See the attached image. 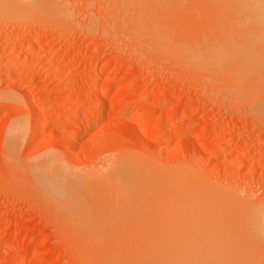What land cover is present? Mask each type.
Masks as SVG:
<instances>
[{
    "label": "rangeland",
    "instance_id": "rangeland-1",
    "mask_svg": "<svg viewBox=\"0 0 264 264\" xmlns=\"http://www.w3.org/2000/svg\"><path fill=\"white\" fill-rule=\"evenodd\" d=\"M35 1L0 11V264H121L158 225L264 264V0Z\"/></svg>",
    "mask_w": 264,
    "mask_h": 264
},
{
    "label": "bare ground",
    "instance_id": "bare-ground-1",
    "mask_svg": "<svg viewBox=\"0 0 264 264\" xmlns=\"http://www.w3.org/2000/svg\"><path fill=\"white\" fill-rule=\"evenodd\" d=\"M23 1V0H22ZM22 1L21 0H0V11H6V12H11V11H13L12 13H14L15 11H16V9H17V7H22V9H23V4H26V3H31V4H29V6H31L32 4L34 5H32V7H36L37 6V8H38V4H39V6L42 4V1H39V2H37V0L35 1V2H37V3H34L33 1H30V2H26L25 3V1L22 3ZM27 1H29V0H27ZM243 1V0H242ZM263 2V1H262ZM249 3V2H248ZM253 3V2H252ZM257 4V3H256ZM28 5V4H27ZM46 5H50V4H47L46 3ZM26 6V5H25ZM42 6V5H41ZM248 6V5H247ZM264 6V5H263ZM16 7V8H15ZM249 7V6H248ZM15 8V9H14ZM20 8L19 9H17V11L19 10L20 11ZM31 8V7H30ZM14 9V10H13ZM21 9V10H22ZM259 9V8H258ZM50 10H52L51 8H50ZM2 11V12H3ZM252 13V12H251ZM257 13H258V11H257ZM257 13H255L256 15H257ZM264 16V15H263ZM255 18V17H254ZM262 18V17H261ZM264 18V17H263ZM262 18V21L264 20ZM256 19H257V16H256ZM250 21H252L251 20V18H250ZM256 21V20H255ZM254 22V21H253ZM261 21H259V23H260ZM264 22V21H263ZM263 22H261V23H263ZM259 23H257L256 25L259 27L260 25H258ZM260 23V24H261ZM241 24V23H240ZM264 24V23H263ZM255 25V24H254ZM257 26H256V29L255 30H257L258 31V29H257ZM237 29H239V28H237ZM264 29V28H263ZM261 30V32H260V35H262V29H260ZM151 33V32H150ZM263 34H264V32H263ZM151 35V34H150ZM260 35H258L260 38V40H261V36ZM257 36V35H256ZM264 36V35H263ZM154 37V36H153ZM243 38V37H242ZM242 38H241V40H242ZM244 38H246V37H244ZM256 38H258V37H256ZM235 39V38H234ZM163 40H165V39H163ZM236 40V39H235ZM237 40H239L238 38H237ZM245 40V39H244ZM258 40V39H257ZM154 41H155V39H154ZM158 41V40H157ZM240 41V40H239ZM248 39H247V43H248ZM165 42V41H164ZM163 42V43H164ZM246 42V41H245ZM261 42V41H260ZM241 43H242V41H241ZM240 42H239V44H241ZM246 43V44H247ZM161 44V43H160ZM239 44H237V46H239ZM245 44V43H244ZM256 44V43H255ZM260 44V43H259ZM262 44L264 45V41H262ZM169 45V44H168ZM254 45V44H253ZM163 46H164V44H163ZM165 46H167L166 45V43H165ZM242 46V45H241ZM170 47V46H169ZM168 47V48H169ZM236 47V46H235ZM235 47H233L234 49H236L237 50V48H235ZM243 47V46H242ZM247 47H250V45H249V43H248V46ZM246 47V49H245V47H244V50L245 51H247L248 52V50L247 49H249V48H247ZM259 48H258V50L260 49L261 50V45L260 46H258ZM217 48L218 47H216V48H214V51H213V53L211 54L212 55V57H215V56H218V54L220 55V51L218 52V50H217ZM241 48V47H240ZM253 48V47H252ZM173 51H174V49L173 48H171ZM175 49H177V48H175ZM222 49H224V48H222ZM254 49H255V47H254ZM171 50V51H172ZM215 50H217V52H215ZM242 50V49H241ZM240 50V51H241ZM243 50V51H244ZM250 50V49H249ZM165 51V50H164ZM170 51V52H171ZM177 51V50H176ZM180 51V50H179ZM175 52V53H178V54H181L182 52ZM227 51V49H225V52ZM242 51V52H243ZM253 51V50H252ZM257 51V50H256ZM233 53H234V51H232ZM235 52H239V49L237 50V51H235ZM211 53V52H210ZM214 53H216V55H213ZM218 53V54H217ZM221 53L222 54H225L224 52H222L221 51ZM227 53V52H226ZM229 54H230V51L228 52ZM241 53V52H240ZM239 53V54H240ZM184 54V53H183ZM190 55H189V57H191V58H194V55H191V54H193V53H189ZM196 54V53H195ZM221 54V55H222ZM229 54H225L227 57H228V55ZM232 54V53H231ZM174 55V54H173ZM186 55H188L187 53L185 54V55H183V58H185V59H187L186 57H184V56H186ZM198 55V54H197ZM197 55L195 56L196 58L194 59L195 61H196V59L198 60V58H199V55H198V58H197ZM202 55V54H201ZM200 55V58H202V56ZM206 55V54H205ZM207 55H209V54H207ZM207 55H206V57H207ZM224 55V56H225ZM244 55V54H243ZM249 55V54H248ZM250 55H251V53H250ZM177 56V55H176ZM226 56L225 57H223V56H218V57H220L219 59H221L222 58V61H223V63L225 62V63H228L227 61L229 60V58H230V56L228 57V59L226 60L225 58H226ZM234 56V55H233ZM240 56V55H239ZM246 56V55H245ZM209 57V56H208ZM207 57V58H208ZM211 57V56H210ZM209 57V58H210ZM211 57V58H212ZM218 57H216L217 58V60H218ZM208 58V59H209ZM215 58V59H216ZM234 58V57H233ZM182 59V58H181ZM180 59V60H181ZM206 59V58H205ZM214 59V60H215ZM226 60V61H224V60ZM203 61H205L204 59H202ZM202 60H200L199 59V61H197V62H201ZM211 60H213V59H211ZM234 60V59H233ZM252 60H253V58H252ZM173 61V60H172ZM182 62V61H181ZM212 63H213V65L210 63V65H212V66H214V62H216V64H215V66H217V61L215 60L214 62L213 61H211ZM254 62V61H253ZM257 62V61H256ZM255 62V63H256ZM188 63V62H187ZM191 63H193V62H191ZM191 63H188V64H191ZM206 63V62H205ZM218 63H220V62H218ZM223 63H221V64H223ZM261 63L263 64V66H264V59H260V64H259V68H261ZM184 64H185V62H184ZM187 64V65H188ZM206 64H209V61H208V63H206ZM219 65V66H217L218 68L220 67V66H222V65ZM229 64V63H228ZM251 64H252V62H251ZM200 65V64H199ZM210 65H208L207 67H209L210 68ZM244 65V64H243ZM248 65V64H247ZM189 66V65H188ZM203 66H205V65H203ZM214 66V67H215ZM225 66V65H224ZM255 66H256V64H255ZM216 67V68H217ZM244 67H246V66H244ZM248 67H253L254 69H255V67H254V63H253V66H248ZM213 68V67H212ZM252 68V69H253ZM258 68V67H257ZM214 69V68H213ZM212 69V70H213ZM249 69V68H248ZM262 69V68H261ZM222 70V69H221ZM220 70V68L218 69V72H222ZM251 70V69H250ZM217 71V70H216ZM225 71V70H224ZM236 72H237V70H236ZM262 73V72H261ZM222 74V73H221ZM233 74V73H232ZM263 74V73H262ZM264 75V74H263ZM259 78H260V76H259ZM261 80H262V78H261ZM106 82V81H105ZM263 84H264V82H262ZM90 93V92H89ZM88 93V94H89ZM94 94V93H93ZM89 95H91V94H89ZM102 99V98H101ZM103 103V102H102ZM99 104V103H98ZM93 106V105H92ZM41 119V118H40ZM40 119H37L36 120V124H35V128H36V131H38V129H39V126H40ZM17 126V125H16ZM217 149H219V148H217ZM35 165H37V164H35ZM53 166V165H52ZM45 167V166H44ZM52 168V167H51ZM42 169V168H41ZM54 169V168H53ZM37 170V169H36ZM47 170V169H46ZM32 171V170H31ZM38 171V170H37ZM46 172V171H45ZM41 173V172H40ZM49 173V172H48ZM47 173V176L49 177V174ZM53 173V172H52ZM63 174H65L64 172H62ZM44 174V173H43ZM42 173L41 174H39V175H41L42 176V178H45V177H47L46 175H43ZM60 174H61V172H60ZM39 175H38V177H39ZM53 175V176H52ZM50 177L52 178V177H54V173L52 174ZM37 176V175H36ZM43 176H45V177H43ZM65 176V175H64ZM121 176V175H120ZM124 176H125V174H124ZM40 178V177H39ZM50 178V180H52ZM125 178V177H124ZM123 178V179H124ZM35 179H37V178H35ZM54 180H52V181H54V184L56 185V184H60V185H62L60 182H62L63 180V176L61 177V175H59V173L57 172V174H56V176L53 178ZM43 180V179H42ZM42 180H41V182H42ZM45 180H49V178H45ZM50 180L49 181H47V182H50ZM67 180V179H66ZM143 180V182L141 181V183H140V185H142V183L143 184H146L145 182H147V180H144V179H142ZM51 181V183L53 184V182ZM65 181V180H64ZM63 181V182H64ZM75 181V180H74ZM55 182H57V183H55ZM62 182V183H63ZM125 182H126V180H123V181H121V186H123L122 188H123V190L124 191H122L123 192V195L125 194L126 195V197L128 198H130V196H127V194L128 195H130L132 192H134L133 190H134V188H135V192L134 193H136V191L138 190V189H141L142 187L144 188V189H146L145 188V186L144 185H142L141 186V188L139 187V188H137L136 189V186L137 185H134L133 186V189L131 190V188H130V190L132 191L131 193L129 192L130 190H127V189H129V187H130V182H126V184H125ZM127 183L129 184V185H127ZM38 184V183H37ZM64 184H65V182H64ZM148 184V183H147ZM147 184H146V186H147ZM40 185H42V184H40ZM46 185V184H45ZM70 185V184H69ZM68 185V186H69ZM132 185V184H131ZM140 185H138V186H140ZM149 185V184H148ZM156 185V184H155ZM50 186V185H49ZM67 186V185H66ZM127 186H129L128 188H127ZM55 187H57V186H55ZM47 188V187H46ZM54 188V187H53ZM67 187H65V189H66ZM143 188H142V190H143ZM49 189V188H48ZM60 188H58V190H59ZM64 189V188H63ZM62 189V190H63ZM113 189V188H112ZM141 190V191H142ZM112 191V190H111ZM119 191H120V189H119ZM127 191H128V193H127ZM156 191V190H155ZM61 192V191H60ZM63 192V191H62ZM65 192V191H64ZM127 194H126V193ZM137 192H139V191H137ZM130 193V194H129ZM113 194V193H112ZM133 194V193H132ZM156 194V193H155ZM159 194V193H158ZM125 195L124 196H122V198L123 197H125ZM135 195V194H134ZM173 195V194H172ZM157 196V195H156ZM180 196H182V195H180ZM184 196V195H183ZM186 196V195H185ZM200 196V195H199ZM125 197V198H126ZM135 197V196H134ZM160 197V196H159ZM205 197V196H204ZM207 197V196H206ZM142 198V197H141ZM197 198V197H196ZM200 198H201V196H200ZM209 198V197H208ZM136 199V198H135ZM156 199V198H155ZM164 199V198H163ZM186 199V198H185ZM195 199V198H194ZM197 199H199V198H197ZM202 199V201H203V198H201ZM142 200V199H141ZM140 200V201H141ZM144 200V199H143ZM157 200V199H156ZM174 200V199H173ZM187 200V199H186ZM210 200V199H209ZM122 201V200H121ZM147 201H149L148 199L146 200V203H147ZM171 201V200H170ZM169 201V202H170ZM176 201V200H175ZM196 201V200H195ZM199 201V200H198ZM208 201V200H207ZM210 201H212V200H210ZM210 201H209V203H210ZM174 202V201H173ZM177 202V201H176ZM188 202V201H187ZM200 202V201H199ZM198 202V203H199ZM216 202V201H215ZM130 203H131V201H130ZM133 203V202H132ZM143 203V202H142ZM142 203L140 204V205H142ZM145 203V204H146ZM155 203V202H154ZM163 203H164V201H163ZM202 203V202H201ZM207 203V202H206ZM214 203V202H213ZM139 204V203H138ZM162 204V203H161ZM170 204V203H169ZM175 204H178V203H175ZM184 204H186V203H184ZM192 205L194 204V203H191ZM208 204V203H207ZM154 205V204H153ZM155 205H156V203H155ZM168 205V203H166V206ZM131 206V205H130ZM159 206H160V204H159ZM164 206V205H163ZM163 206H160L161 208H159L158 207V211H161V209H162V207ZM188 206H189V204H188ZM212 206V205H211ZM136 207V206H135ZM173 207H174V205H173ZM172 207V208H173ZM181 207H183L182 206V204H181ZM184 207H186V206H184ZM195 207V206H194ZM210 207V206H209ZM218 207V206H217ZM137 208V207H136ZM149 208V207H148ZM152 208V207H151ZM188 208V207H187ZM203 206H202V210H203ZM205 208H206V206H205ZM214 208H216V207H214ZM138 209V208H137ZM147 209V208H146ZM160 209V210H159ZM163 209H164V207H163ZM163 209H162V211H163ZM169 209H171V207H169ZM169 209H168V207H167V210H168V212H170L169 211ZM191 209H192V207H191ZM198 209V208H197ZM208 209V208H207ZM207 209H206V212H207ZM220 209V208H219ZM165 210H166V208H165ZM164 210V211H165ZM175 210V209H174ZM190 210V209H189ZM205 210V209H204ZM203 210V211H204ZM161 211V212H162ZM163 211V212H164ZM187 211V210H186ZM214 211V210H213ZM217 211V210H216ZM151 212V211H150ZM167 212V213H168ZM171 212H172V209H171ZM171 212L170 213H168V216H170L171 215ZM205 212V213H206ZM218 212V211H217ZM137 213V212H136ZM157 213V212H156ZM181 213H183V212H181ZM192 213V212H191ZM209 213H211V212H209ZM213 213V212H212ZM219 213V212H218ZM224 212H222V214H223ZM146 214V213H145ZM144 214V215H145ZM159 214V213H158ZM164 214H166V213H164ZM163 213H162V216L164 215ZM170 214V215H169ZM189 214V213H188ZM225 214V213H224ZM161 215V214H160ZM178 215V214H177ZM202 215V214H201ZM219 215V214H218ZM226 215V214H225ZM227 215H229V213H227ZM138 216V215H137ZM157 216V215H156ZM159 216V215H158ZM157 216V217H158ZM194 216V215H193ZM199 216V215H198ZM206 216V215H205ZM208 217H209V215H207ZM222 216V215H221ZM230 216H231V214H230ZM135 217H136V215H135ZM220 217V216H219ZM254 217H255V215L252 213L251 215H250V218H249V221H250V223H249V221H248V225H247V229H245V230H248V234H249V236H251V238L247 235V233H246V231H245V233H244V235L246 236L247 235V237H245V238H248L249 237V239H252V237L254 238V240H256L257 241V239H256V237H260L261 236V234H262V229H260L259 227H255V225H254V223H253V221H254ZM156 218V217H155ZM154 218V219H155ZM167 218H170V217H167ZM167 218H166V220H167ZM173 218V217H172ZM175 218V217H174ZM205 218V217H204ZM216 218H217V216H216ZM222 218L224 219V217L222 216ZM229 218V217H228ZM264 218V217H263ZM159 219H161L160 217H158V221H161V220H159ZM165 219V218H164ZM226 219V218H225ZM141 220H143V218L141 219ZM209 220V219H208ZM212 220V219H211ZM229 220V219H228ZM234 220V219H233ZM135 221V220H134ZM153 221V220H152ZM163 221V223H161V224H165L166 223V221L165 220H162ZM164 221H165V223H164ZM169 222L171 221L170 219L168 220ZM214 221V220H213ZM218 221V220H217ZM139 222H141V221H139ZM180 222H182V221H180ZM184 222V221H183ZM204 222V221H203ZM219 222L221 223H223V221H220L219 220ZM226 222V221H225ZM168 223V222H167ZM178 223V222H177ZM221 223V224H222ZM229 223V222H228ZM263 223H264V221H263ZM144 224H145V222H144ZM155 225H157L156 223H154ZM153 224V225H154ZM158 224H160V223H158ZM184 224V223H183ZM190 225V224H189ZM159 226V225H158ZM158 226H157V228H158ZM167 226H169V223L167 224ZM226 226H227V224H226ZM231 226V225H230ZM235 226V225H234ZM170 227V226H169ZM171 227H172V225H171ZM181 227V226H180ZM147 228V227H146ZM156 228V230H155V232H159L160 233V230L159 229H157ZM160 228V227H159ZM175 228H176V226H175ZM182 228H183V225H182ZM222 228V227H221ZM220 228V229H221ZM223 228H224V226H223ZM259 228V229H258ZM170 228H167V230H166V232L165 233H160L161 234V236H160V234L158 233L157 234V236H156V234H154V235H151L150 237L148 236V235H146V239L144 238L143 240V243L141 244L140 242H141V240L142 239H139V237L138 238H136V239H134V240H132L131 238H133L134 236H132L131 238H129V239H131L133 242H134V244L133 243H131V244H133V245H135V243L136 242H139L140 243V245H139V243H138V245H137V247L139 246V248L137 249L136 247H134V246H132V247H134V248H136V249H134V251H127V249H128V247H130V248H132L130 245V243H128L129 245H128V247L126 248V246H127V244H126V246L124 247V246H122V245H124L126 242L124 241H122L124 244H120V240H121V238L119 239L118 237H116V238H118V239H116V238H114V245H115V243L117 242V240H119V244L121 245V248H124V250H126L125 252H122V253H125L126 255H127V253L129 254V256H126L125 254L124 255H122V253H120L119 251H120V249L118 248L117 250H119L118 252L120 253H118V252H116V250H115V248L113 247V249L115 250V251H113L114 253L116 252V254L118 253V255H121L122 256V258H123V260H122V263L121 264H228V263H226L227 261H226V259H224L225 258V256H224V258L222 257L223 255H221L222 253H220V257H221V259L222 260H220V259H218V257L216 258V256H215V258H214V261L215 262H213V260H211L210 258H209V256L211 257V256H213V254H212V252L210 253L211 255H209L208 256V254H206V253H208V252H203V251H199V250H196V249H193V250H191L190 252H188V250L187 251H185L186 253L185 254H183V255H181L180 253H179V251L176 253V256L173 254V252H172V250L170 249V247H172L171 246V242H172V240L173 239H171L170 238V234H171V232H172V230L171 231H168ZM230 229V228H229ZM157 230H159V231H157ZM225 230V229H224ZM231 230H233V229H231ZM240 230V229H239ZM209 231V230H208ZM220 231V230H219ZM228 231V230H227ZM168 232V233H167ZM232 232V231H231ZM236 232H237V230H236ZM230 233V232H229ZM163 234V235H162ZM168 236H167V235ZM176 234V233H175ZM237 234V233H236ZM239 234H241V232L239 233ZM138 235V234H137ZM185 235V234H184ZM230 235H231V233H230ZM234 235V234H233ZM165 236V237H164ZM167 236V237H166ZM224 236V235H223ZM137 237V236H136ZM140 237H142V236H140ZM176 237V236H175ZM210 237V236H209ZM232 237V236H231ZM230 237V238H231ZM126 238V237H125ZM125 238H123V239H125ZM143 238V237H142ZM219 238V237H218ZM233 238V237H232ZM235 238V237H234ZM237 238V237H236ZM128 239V240H129ZM137 239H139V241H137ZM180 239H181V237H180ZM208 239V238H207ZM206 239V240H207ZM111 240H113V238L111 239ZM115 240H116V242H115ZM205 240V239H204ZM225 240V239H224ZM238 240V239H237ZM246 240H248V239H246ZM127 241V240H126ZM208 241V240H207ZM111 241H109V243H110ZM128 242V241H127ZM131 242V241H130ZM201 242V241H200ZM204 242H206V241H203V243ZM210 242V241H209ZM239 242V241H238ZM243 242H244V240H243ZM242 242V243H243ZM109 243H108V245H109ZM112 243H113V241H112ZM118 243V242H117ZM202 243V244H203ZM250 243V242H249ZM119 244L118 245H116V247L117 246H119ZM201 244V245H202ZM216 244V243H215ZM223 244H225V243H223ZM227 244V243H226ZM247 244H248V242H247ZM111 245V244H110ZM113 245V246H114ZM172 245H173V243H172ZM200 245V244H199ZM209 245V244H208ZM218 245V244H217ZM229 245V244H228ZM243 245V244H242ZM204 246V245H203ZM203 246H201V247H203ZM227 246V245H226ZM231 246V245H230ZM250 246V245H249ZM200 247V248H201ZM205 247V246H204ZM211 247V246H210ZM235 247V246H234ZM247 247V246H246ZM130 248H129V250H130ZM174 248V247H173ZM172 248V249H173ZM237 248H239V247H237ZM236 248V249H237ZM241 248V249H240ZM239 249H237L235 252L233 251V250H235V248L232 250V253H231V250H229L230 252H228V253H230L231 255H233V256H235V257H242V256H244V254H246V253H244L245 251L243 250V248L244 247H240ZM133 249V248H132ZM122 250V249H121ZM123 250V251H124ZM196 250V251H195ZM239 250V251H238ZM244 252H243V251ZM247 250H248V248H247ZM220 251V250H219ZM237 251H238V253H237ZM243 253H242V252ZM132 252V253H131ZM191 253L190 254V256H189V254L188 253ZM225 252V251H224ZM234 252V253H233ZM241 252V253H240ZM217 253V252H216ZM226 253V252H225ZM227 253V254H228ZM224 254V253H223ZM249 254V253H248ZM192 255V256H191ZM226 255V254H225ZM247 255V254H246ZM124 256V257H123ZM175 256V257H174ZM217 256H219V255H217ZM228 256V255H227ZM226 256V257H227ZM125 257H127L126 259H125ZM177 257V258H176ZM219 257V258H220ZM229 258L231 257L232 259H233V257L232 256H228ZM234 257V258H235ZM189 258V259H188ZM191 258V259H190ZM237 258H236V260H237ZM245 258V256L243 257V259ZM176 259V260H175ZM242 259V260H243ZM89 260H91V259H89ZM188 260H189V262H188ZM191 260V261H190ZM234 260V259H233ZM233 260H231L232 262H233ZM236 260H235V263H239V261L238 262H236ZM250 260V259H249ZM86 261V260H85ZM230 261V260H229ZM84 262V261H83ZM176 262V263H175ZM93 263V262H92ZM231 263V262H230ZM229 263V264H230ZM234 263V264H235ZM253 263V262H252ZM93 264H95V262L93 263ZM232 264V263H231ZM241 264V263H240ZM242 264H245V263H243L242 262ZM249 264V263H248Z\"/></svg>",
    "mask_w": 264,
    "mask_h": 264
}]
</instances>
